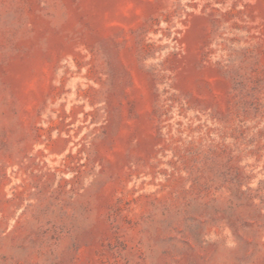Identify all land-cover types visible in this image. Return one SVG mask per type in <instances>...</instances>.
Returning <instances> with one entry per match:
<instances>
[{"label": "rangeland", "instance_id": "374dc122", "mask_svg": "<svg viewBox=\"0 0 264 264\" xmlns=\"http://www.w3.org/2000/svg\"><path fill=\"white\" fill-rule=\"evenodd\" d=\"M0 264H264V0H0Z\"/></svg>", "mask_w": 264, "mask_h": 264}]
</instances>
